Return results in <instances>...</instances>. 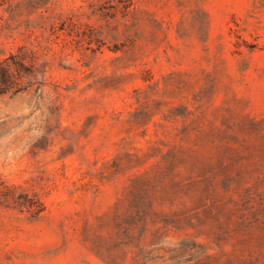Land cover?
Here are the masks:
<instances>
[{
  "label": "rangeland",
  "instance_id": "374dc122",
  "mask_svg": "<svg viewBox=\"0 0 264 264\" xmlns=\"http://www.w3.org/2000/svg\"><path fill=\"white\" fill-rule=\"evenodd\" d=\"M0 264H264V0H0Z\"/></svg>",
  "mask_w": 264,
  "mask_h": 264
}]
</instances>
